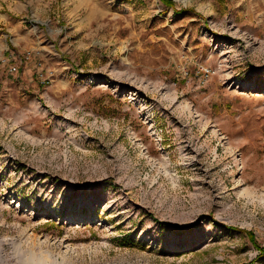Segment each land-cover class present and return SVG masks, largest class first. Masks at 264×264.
I'll use <instances>...</instances> for the list:
<instances>
[{"label":"rangeland","instance_id":"rangeland-1","mask_svg":"<svg viewBox=\"0 0 264 264\" xmlns=\"http://www.w3.org/2000/svg\"><path fill=\"white\" fill-rule=\"evenodd\" d=\"M0 0V264H264V0Z\"/></svg>","mask_w":264,"mask_h":264},{"label":"trees","instance_id":"trees-1","mask_svg":"<svg viewBox=\"0 0 264 264\" xmlns=\"http://www.w3.org/2000/svg\"><path fill=\"white\" fill-rule=\"evenodd\" d=\"M166 6L172 7L174 5V2L172 0H161ZM264 252H262L263 254Z\"/></svg>","mask_w":264,"mask_h":264}]
</instances>
